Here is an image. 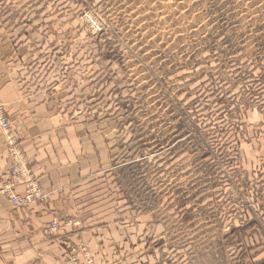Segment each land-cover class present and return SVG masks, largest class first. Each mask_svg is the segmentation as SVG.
<instances>
[{"label":"rangeland","instance_id":"obj_1","mask_svg":"<svg viewBox=\"0 0 264 264\" xmlns=\"http://www.w3.org/2000/svg\"><path fill=\"white\" fill-rule=\"evenodd\" d=\"M4 46L35 62L38 89L48 80V115L105 130L110 162L83 204L102 235L115 226L159 264H264V0H0ZM16 141L8 174L26 195L0 193L19 208L47 195ZM60 222L52 234L84 228L76 213ZM63 264L95 262L71 247Z\"/></svg>","mask_w":264,"mask_h":264},{"label":"crops","instance_id":"obj_2","mask_svg":"<svg viewBox=\"0 0 264 264\" xmlns=\"http://www.w3.org/2000/svg\"><path fill=\"white\" fill-rule=\"evenodd\" d=\"M9 49L10 46L0 48V100L47 198L18 208L10 197L0 193V264H63L64 253L71 247L86 248L95 264H133L137 259L140 264H155V260L159 264V256L134 259L133 241L120 239L115 226L105 225L107 234L102 235V224L95 223L99 212L95 207L83 205L99 194L88 192L85 185L97 184L99 180L92 176L101 171L102 164L110 162L106 139L101 135L105 130L100 132L81 122L70 123L64 115H48V100L44 98L48 80L38 89L37 77L33 75L35 62L25 67L22 59L15 61L5 55ZM41 52L35 51V54L42 56ZM10 169L5 141L0 134V191L5 182L11 186L15 183L9 178ZM16 184V195L24 198L25 187ZM74 197L81 202L65 203V199L75 200ZM73 213L82 217L84 228L80 232H72L71 228H62L54 234L49 231L55 218L63 225L66 216ZM113 228L116 232L112 238ZM118 228L123 231L122 227Z\"/></svg>","mask_w":264,"mask_h":264},{"label":"built area","instance_id":"obj_3","mask_svg":"<svg viewBox=\"0 0 264 264\" xmlns=\"http://www.w3.org/2000/svg\"><path fill=\"white\" fill-rule=\"evenodd\" d=\"M0 133L4 137L7 146L8 147H12L13 152H15V153L19 152V147L17 146L16 135H15L14 129L12 127V124L10 123V120H9V117H8L7 113L4 111L2 106L0 107ZM18 164H20V165L18 166V168L16 167L13 170V175H17L20 178L21 177H27L25 175V173H23V170H24L25 166H21L22 163L20 161H18ZM23 182H25L26 185L28 184V188L30 190V193H33V194H31L29 196V198H31V197H36V198L42 197L43 193L39 192L37 190L36 182H32L30 180L29 181L23 180ZM31 183H33V185L36 188L37 192H35V190H33V187H32ZM12 199H13L14 204L16 206H20L21 205V202H20L18 196L13 195Z\"/></svg>","mask_w":264,"mask_h":264}]
</instances>
